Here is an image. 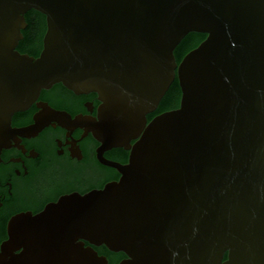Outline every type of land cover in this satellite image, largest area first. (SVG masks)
Returning <instances> with one entry per match:
<instances>
[{
  "label": "water",
  "instance_id": "water-1",
  "mask_svg": "<svg viewBox=\"0 0 264 264\" xmlns=\"http://www.w3.org/2000/svg\"><path fill=\"white\" fill-rule=\"evenodd\" d=\"M30 9L45 18L37 57L15 49ZM190 32L205 37L177 61ZM175 79L178 106L147 120ZM59 82L98 94L97 122L38 102L34 125L9 129ZM50 121L92 130L120 178L12 216L1 264H106L83 240L118 264H264V0H0V148L24 154L15 135ZM80 139L64 143L77 160ZM111 146L130 147L126 164L102 158Z\"/></svg>",
  "mask_w": 264,
  "mask_h": 264
},
{
  "label": "flooded vegetation",
  "instance_id": "flooded-vegetation-1",
  "mask_svg": "<svg viewBox=\"0 0 264 264\" xmlns=\"http://www.w3.org/2000/svg\"><path fill=\"white\" fill-rule=\"evenodd\" d=\"M34 13L33 9L28 10L24 16ZM43 16V15H42ZM26 20V19H25ZM43 29L37 32L33 30L32 24L26 21V26L21 30L22 38L19 39L15 49L20 53H27L33 57H37L42 49V36L45 31V18L43 16ZM31 32V39H27V32ZM177 81L175 79L172 83ZM178 84V83H177ZM167 96V92L161 98L156 109L146 115L147 120L154 115L178 106L179 100L172 107L161 110L163 101ZM98 94L94 91L76 94L73 90L66 88L62 83H55L49 88L41 89L36 98L31 101L28 107L22 111L12 113L10 117V128L19 129L34 125L33 116L42 111V107H36V103H46L47 107L69 114L72 118L81 115V117L89 116L97 122L98 106L100 100ZM90 103L92 111H87L84 103ZM54 124L43 126L36 135L29 137H21L15 135L19 139L18 145H22L26 150L24 154L20 148L14 145V141L9 138L11 146L0 148V244L8 240L7 224L10 218L19 213L29 212L35 215L42 211L47 204L57 202L64 195L71 193L85 194L91 190L102 189L107 183L115 182L120 178V172L117 168L101 163L97 158V149L103 145L96 137L93 136L92 130L81 139L84 133V126L74 128L69 136L75 142V146L80 151V159L71 157L68 150L70 137H65L67 129L57 125V122L50 121ZM64 146H57V141ZM135 139L129 141L131 146ZM36 152L35 157L29 156V151ZM62 151L57 154L56 150ZM130 147L111 146L102 152V158L106 161L114 162L119 165L128 162ZM29 157H25V156ZM23 162L24 168L20 161H9L10 158H18ZM7 162V163H6ZM17 169L18 175L14 172ZM23 175V176H22ZM10 181H6L9 179ZM8 183L10 189L8 193ZM4 185V186H3ZM3 197V198H2ZM81 239L78 240V242ZM96 252L97 256L106 259V264H118L126 255L122 251H111L105 245H93L83 240V247H89ZM23 246L12 251L14 255H18L23 251ZM227 258V252L224 253L223 260ZM1 264V263H0Z\"/></svg>",
  "mask_w": 264,
  "mask_h": 264
},
{
  "label": "trees",
  "instance_id": "trees-1",
  "mask_svg": "<svg viewBox=\"0 0 264 264\" xmlns=\"http://www.w3.org/2000/svg\"><path fill=\"white\" fill-rule=\"evenodd\" d=\"M26 21L32 24V29L36 30L43 29V16L41 13L34 10V13L29 14L25 17ZM27 39H31L32 34L31 32H27L26 34ZM205 34L190 32L188 33L180 43L174 49V55L176 60L179 61L181 57L188 52L190 49L194 48L201 40H203ZM180 96V90L177 84V81L172 83L167 90V96L163 101L161 110L168 109L172 107L175 103L178 102Z\"/></svg>",
  "mask_w": 264,
  "mask_h": 264
}]
</instances>
